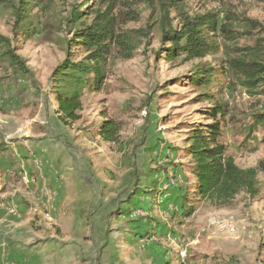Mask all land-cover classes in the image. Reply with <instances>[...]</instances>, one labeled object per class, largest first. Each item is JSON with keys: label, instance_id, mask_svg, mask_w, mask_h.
<instances>
[{"label": "rangeland", "instance_id": "obj_1", "mask_svg": "<svg viewBox=\"0 0 264 264\" xmlns=\"http://www.w3.org/2000/svg\"><path fill=\"white\" fill-rule=\"evenodd\" d=\"M181 1L190 16L211 12L227 20L235 38L218 34L217 49L201 61L169 62L159 15L141 0H93L88 8L87 0H50L34 11V32L17 38L11 10L0 6V34L12 40L29 70L20 72L0 50V152L13 159L20 148L46 146L47 159L58 164L54 176L74 179L66 194L75 214L87 216L90 239H105L106 264H264V173L257 177L255 197L242 191L225 207L193 196L185 207L181 203V186L194 182L190 134L216 122L201 97L205 91L226 106V115L217 118L225 155L241 169L264 162V128L255 119L264 114V86L249 92L230 68L246 49L264 53V0ZM109 9L122 30L143 29L147 35L129 60L113 50L101 89H85L80 119L65 125L57 114L56 70L68 59L85 57L70 42L76 28L69 15ZM131 10L141 13L138 21L125 16H133ZM197 66L218 74L204 90L191 82ZM106 119L119 128L116 143L96 133ZM16 158L34 168V177L45 159L32 151ZM191 207L195 211L186 217Z\"/></svg>", "mask_w": 264, "mask_h": 264}, {"label": "trees", "instance_id": "obj_2", "mask_svg": "<svg viewBox=\"0 0 264 264\" xmlns=\"http://www.w3.org/2000/svg\"><path fill=\"white\" fill-rule=\"evenodd\" d=\"M92 1L87 0L86 8L92 5ZM49 2L50 0H0V6L11 10L17 38L21 35L29 36L34 32L33 13L35 10L45 9ZM141 3L159 15V30L162 38L168 40L167 44L170 45L165 50L169 62L179 58H182L184 63L201 61L217 49L218 34L226 40L235 38L232 26L226 23L227 20L220 22V16L211 12L190 16L181 0H141ZM111 12L109 9L104 12L95 10L85 17L77 13L69 15L68 22L76 28L70 42L82 49L85 57L80 61L68 59L56 70L57 114L65 125L80 119L78 113L82 109L85 89H101L113 50L118 49L120 55L129 60L138 43L147 35L143 29L122 30L118 19ZM131 12L133 16L125 14L127 19L138 21L141 13L136 10ZM246 21L253 29L259 27L256 21ZM0 50L20 72H29L23 58L16 54L12 40L1 34ZM246 52L243 58L231 61L230 68L243 78L241 85L253 92L264 86V53L260 49L252 48L246 49ZM215 75L218 74L213 68L197 66L192 73L191 82L195 87L204 90L212 83ZM201 97L207 98L211 105V117L216 122L207 130L196 129L190 134L187 155L192 161L190 167L194 182L191 184L187 181L185 186H181V203L185 207L191 201L190 196H193L199 201L225 207L242 191L255 197L258 194L257 177L259 173H264V162L256 168L241 169L233 158L225 155L226 148L218 143L222 125L217 118L226 115V106L221 101H216L208 91ZM255 119L257 125L264 128V114L256 116ZM257 125L254 128H257ZM97 131L107 143L118 141L119 128L113 120H104ZM171 150L177 151V148L171 147ZM194 211L191 207L187 210L186 217L191 216Z\"/></svg>", "mask_w": 264, "mask_h": 264}, {"label": "crops", "instance_id": "obj_3", "mask_svg": "<svg viewBox=\"0 0 264 264\" xmlns=\"http://www.w3.org/2000/svg\"><path fill=\"white\" fill-rule=\"evenodd\" d=\"M44 148H18L19 157L32 151L45 158L36 177L30 175L32 166L0 152V264H106L105 239H90L87 216L75 214V202L66 194L74 179L54 176L58 164L47 159Z\"/></svg>", "mask_w": 264, "mask_h": 264}, {"label": "built area", "instance_id": "obj_4", "mask_svg": "<svg viewBox=\"0 0 264 264\" xmlns=\"http://www.w3.org/2000/svg\"><path fill=\"white\" fill-rule=\"evenodd\" d=\"M228 231L229 232H232L233 231V228L232 227H228Z\"/></svg>", "mask_w": 264, "mask_h": 264}]
</instances>
